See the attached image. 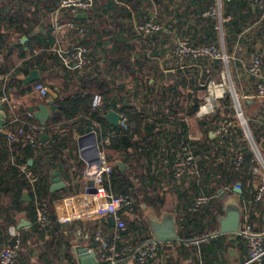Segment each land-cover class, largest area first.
Listing matches in <instances>:
<instances>
[{"label": "crops", "instance_id": "1", "mask_svg": "<svg viewBox=\"0 0 264 264\" xmlns=\"http://www.w3.org/2000/svg\"><path fill=\"white\" fill-rule=\"evenodd\" d=\"M53 1L56 5L57 0ZM212 1L214 2V0H163L161 5H155L159 21L165 24L168 29L151 39H142L137 36L134 42L135 46H132L133 51H130L129 56L132 59L136 57L141 60V67L130 62L125 69L128 71L115 78L113 70L116 69L107 64L108 55L105 49L98 47L103 40L99 37L89 45L95 46L101 53L99 61H102V65L76 71L65 70L59 63L56 65L52 77L47 76L43 81L48 89V94L45 97H38L31 94V91L20 97L15 96L13 90L6 92L7 75H0V96L5 94L20 102L19 114L21 117L27 111L36 112L40 104L46 105L50 111V106L59 93L65 92L66 96L75 95L77 92L83 93L84 89L89 87V82L93 80H105L108 84L113 85L121 102L141 114L142 121L137 126V134L132 141L134 145L115 153L110 151L108 153L105 149L104 152L106 159H109L108 162L113 165L118 163L123 165L120 170L127 171L131 182L127 185V196L134 201L133 207L135 206L137 210L132 212V209L130 216L124 218L132 222L143 220V226L146 225L147 228L144 232L150 234L151 238L153 224L155 227L164 226L166 228L169 225L172 226L173 223L175 235L179 240L160 243L155 259L149 264H249L247 244L241 233L214 235L219 230V221L225 218L229 211L239 210L240 231L246 225H252L251 227L262 234L264 244V195L261 201L255 200L257 188L264 182V127L260 118L262 103L255 97L256 79L247 72L254 52L260 56L264 68V35H260L258 32L260 22L245 21L240 25V31L237 33L232 28L225 33L223 25V44H221L220 33L217 34L213 31L209 35L205 34L208 35L204 39L208 41L206 44H220L227 57L226 62L209 63L206 60H197L186 62L181 68H175L167 49H165L172 46L178 38L190 41V34L199 37L204 35L203 32H206L208 25L196 15V10L205 8ZM35 4L42 10V14L44 12L45 16L39 18L38 23L29 34V38L21 37L20 43L23 38H26L24 43H21L22 45L28 41L34 43L32 37L39 33H45V25L50 26L53 10L47 16L46 12L52 4L50 0H0V10L2 7L6 9L7 5H10L15 10L26 12L31 10ZM149 4H151L150 0H146L139 7L146 13L152 11L153 5L149 6ZM208 9L210 8L205 11ZM64 16L72 19L78 25L85 26L88 33L89 28L87 27L90 24L88 13H80L75 16L65 14ZM136 22L138 21L134 20L133 27ZM95 25L97 24L94 22L93 26ZM4 28L9 30L1 31ZM11 32L8 22L4 20V16L0 12V36L9 35ZM106 32L105 39L108 40L110 31L106 28L101 29L102 34ZM73 38L76 40L79 36L74 35ZM225 38L230 40L229 43H226ZM12 40L15 39L12 38ZM131 43L133 42L131 41ZM105 44H109V40ZM47 51L49 52V50ZM36 53L38 51L34 54ZM2 56L0 54V65L3 63ZM182 78L186 81L183 87L180 86ZM83 81H86V84L81 86ZM210 81L222 84L221 87L214 90L215 95L220 97L219 106L214 113L199 116L197 112L206 96L207 84ZM33 84L28 86L32 87ZM155 92L162 94L163 97L153 95L152 93ZM190 94L192 95L191 99H181V96L188 97ZM234 94L237 103L234 101ZM194 99L199 101L195 115L184 116L183 119L168 116L163 104L158 103L166 101L175 104L179 101L188 108ZM2 111L5 119L0 133L8 128H15L8 124L12 119L10 110L3 107ZM238 111L241 112L247 126L239 124L230 136L220 140L214 135L217 122L223 118L236 119ZM83 118L90 121L91 125L84 127L82 132L76 127L79 126L77 122L81 120V117L58 125L61 128L68 126L63 128L64 132L61 136L66 138L65 143L61 145L63 146V149L60 150L61 157L56 159L55 168L49 174L45 166L51 163L55 156L50 147L45 148L41 157L37 154L34 158V161L40 162L38 164L39 171L47 177L49 192L55 173L65 184V188L50 192L56 194V198L51 202V209L57 226L50 228L49 234L43 240L37 239L36 235H31L33 242L26 243L23 255L15 264H69L67 259L69 251L73 263L78 264L76 250L79 248H88L96 253L99 264H107L101 259L95 234L98 231L105 232L111 242L114 224H111L109 217L93 212L101 206L102 202L99 199L96 200L93 195L94 191H86L91 188L89 185V182L92 181L90 176L97 166V160L94 158L96 137L87 138L80 143H78V139L86 135L88 127L96 132L97 139L101 136L112 138L113 134L104 132L103 126L89 117L84 116ZM105 121L107 120L105 119ZM73 122L77 124L71 127L70 124ZM45 127L46 125L44 129ZM130 127L134 129L135 124L131 122ZM44 129L39 133L40 144L49 143L51 135H53V132L44 133ZM41 133L46 135L45 143L40 142ZM67 133L70 135L67 136ZM183 143L190 145V150L198 161V170L193 174L176 179L174 164L183 156ZM64 145L67 146L66 149ZM254 149L260 155L262 162L258 160ZM249 153H252V159H249ZM17 155L12 153L9 164H12L13 161L16 162L15 156ZM238 155L243 157V168L241 167L240 172L241 180L234 182L235 170L231 161ZM32 163L33 160H28L29 166ZM235 184L241 185L244 194L241 189L240 193L236 192L233 187ZM104 188L110 191L106 184H104ZM24 193L28 195L27 192H23L21 200L28 202L23 200ZM201 197L206 198L205 203L193 211L191 208L194 201ZM14 218L16 223L14 226L8 227L6 243L2 244L0 249L9 245L8 231L20 236L22 232L27 233L32 225L24 212L15 214ZM213 219L216 221L214 222ZM22 222H28L29 225L19 227ZM108 223L111 228H108ZM136 234L131 232L129 239L119 240V243L126 244L132 240L131 238H138L139 235ZM182 235H189L193 238L183 240L180 237ZM132 248L133 246L127 245L119 251L116 245L120 259L122 256L126 257L127 251ZM122 263L137 264L134 260H125Z\"/></svg>", "mask_w": 264, "mask_h": 264}, {"label": "trees", "instance_id": "2", "mask_svg": "<svg viewBox=\"0 0 264 264\" xmlns=\"http://www.w3.org/2000/svg\"><path fill=\"white\" fill-rule=\"evenodd\" d=\"M50 2L52 4L50 7L51 9L49 8L48 12H46V16L51 10L55 8V2L53 0H50ZM145 2L146 0H97L96 7L92 11L88 12V15H90V24H88L87 28L89 29L82 41L86 45H89V43L95 41L98 37L103 39L102 43H100L98 47L105 49L108 55L107 64L110 67L114 66L116 69L113 70L115 74L114 78L120 74L126 73L128 70L125 69L129 66L130 62L135 63L137 67H141L142 65L141 60H138L136 57L132 59L129 56V53L130 51H133L132 46H135L134 42L137 39L133 22L134 20L139 21L141 19V16L144 12L139 6ZM154 2L157 6L161 5L163 0H154ZM213 5L214 2L212 1L207 6H205V8L196 10V15H198V17L203 20V22H206L208 26L206 32H203L204 35L200 37L190 34L189 40L193 44L208 43V41L204 39L210 33H213L214 22L211 20L202 19L201 15L205 9L211 8ZM7 6L8 7H6V9H3L2 7L0 12L4 16V20L8 22V26L11 28L12 32L9 35H3V37L0 36V54L3 55V63L0 65V75H7L5 85L6 92L13 90L15 92V96L20 97L30 93L31 91V86L22 85V79L27 76L29 71L36 69L40 73L41 78L35 83H43L45 77H52V73L55 71L56 65H58L59 62H57V60H55L54 57L47 51L53 45L51 27L49 25H45L46 28L44 34L39 33L32 37V39L35 41L34 43L31 41H28L24 45L20 43L21 37L26 36L29 38V34L38 23L39 18L45 16L44 12L42 14V10L39 9V6L35 4L31 10L26 12L15 10L10 5ZM149 6H151V4H149ZM223 13L225 16H231L230 21L224 24L225 33L230 31L231 28L233 31H236L235 33L239 32L240 25L245 21H250V23L259 21L260 27L258 32L260 35H264V12L255 10L252 7L251 0H229L223 5ZM94 22L97 25L93 26ZM102 28L108 29L111 33L109 36L110 39H108L109 44H105L108 41L107 38L105 39L107 32L102 34ZM7 30L9 29H1V31L5 32H7ZM205 34L208 35L206 36ZM12 38L15 40H12ZM225 40L226 43H229L230 41L226 38ZM131 41L133 43H131ZM108 47H110V50H108ZM24 48H26V50H24ZM36 51H38V53L34 54ZM17 63H19L18 66ZM185 83V79L182 78L180 81V86L183 87ZM85 84L86 81L81 82V86ZM63 93L65 94V92H62V94ZM97 93L102 95L103 104L101 108L93 110L91 109L90 102L93 95ZM62 94L59 93L58 96L54 98L53 103L50 106L51 117L44 129V133L46 134L48 132H53V135H51V141L46 144H39L38 150H34L22 142L15 141L8 143L6 137L0 133V246L6 243L8 227L14 226L16 223L14 218L15 214L24 212L26 218L32 223L28 229V232H22L19 236L21 240V246L15 263L23 255L26 243H28V241L33 242V240H31V235H36L38 236L37 239L43 240L44 237L49 234V229L57 226L51 209V202L56 198V194L49 192L47 177L39 171L38 164H40V162L34 161V158L37 156V154L39 157H41V153H44L45 148L49 146L54 152L55 156L53 161L45 166L47 173L49 174L50 171L55 168L54 162L57 158L61 157L60 150L63 149V146L61 145L65 143L66 137H61L63 136L62 134L64 132L63 128L68 127L62 126L61 128L58 125L81 117V120L77 122L78 124L73 122L70 124V126L73 127L77 124L79 126L76 127H78V129L82 132L84 127L91 125L90 121L83 118L84 116H87L89 119L94 120L102 125L104 132H110L113 134L110 144L105 147V150L108 151V153L109 151L111 153H115L118 150H126L127 148L134 145L132 141L137 134V126L142 121L141 114L137 113L132 108L125 106L121 102L119 95L113 85L108 84L105 80H93L89 82V87L84 89L83 93L77 92L75 95L68 96H66V94ZM152 94L163 97V95L159 94L158 92ZM184 98L191 99L192 95L190 94L188 97L181 96V99ZM158 103L163 104L164 110L168 116H173L174 118L180 117L183 119L184 116L192 117L195 115V112L198 109L199 101L194 99L188 108L184 107L183 104H181L182 102L179 101H177L175 104L167 103L166 101H161ZM109 111H114L122 116L127 117V130H124L120 127H113L107 121H105L104 115ZM27 112L24 113L23 117ZM167 120L170 121V119ZM131 122L135 124L134 129L130 127ZM70 133H67V136L70 135ZM64 148L66 149L67 146L64 145ZM12 153L15 155L18 154L15 156L16 163H28V160H33L32 165L29 167L38 174V182L33 187L27 182L25 176L17 169L16 166L9 164V159ZM108 157L110 158L109 155ZM249 159H252V153H249ZM122 161L124 162V160ZM240 172L241 169L234 172V182L241 180ZM130 183L131 182L129 180L127 171H121L117 165H114L112 174L105 182L107 189L109 188L112 193L125 195L128 194L127 185ZM240 189L242 190L241 185ZM23 192L28 193L31 199L30 201L23 202L21 200ZM242 193L244 194L243 190ZM43 203L46 205L52 223L51 227L48 228H41L35 222L36 204ZM132 209V212L137 210L135 206ZM124 220L127 224V228L124 232L120 233V240L123 241L129 239L131 232H135L139 236L135 239L131 238L132 240L126 244H120L118 240L116 245L119 251L127 245L139 246L142 242L151 238L150 234H146L144 232L147 230V228L145 227V222V226H143V220L139 219V221L136 220L135 222H132L127 218H124ZM213 221L215 222L216 219H213ZM251 224L252 223L250 221V225ZM107 226L108 228H111L110 223H108ZM214 228L215 226L213 229ZM251 228L254 232L259 233L253 227ZM180 237L183 240H189L193 238L189 235H182ZM244 241H246L247 244L246 238H244ZM67 259L69 264H74L70 251L68 252ZM121 259L124 260L126 257L122 256Z\"/></svg>", "mask_w": 264, "mask_h": 264}, {"label": "built area", "instance_id": "3", "mask_svg": "<svg viewBox=\"0 0 264 264\" xmlns=\"http://www.w3.org/2000/svg\"><path fill=\"white\" fill-rule=\"evenodd\" d=\"M229 0H214V5L210 9L204 11L201 18L204 20L214 21V31L221 34V44H223V25L230 21V16L223 15V5ZM153 5L152 11H147L141 17V20L134 24V31L139 38L151 39L160 35L168 29L165 24L159 21L154 0H150ZM97 0H57L55 8L51 12V36L53 45L49 48V52L60 63L65 70L81 71L85 68L96 67L102 65L101 53L92 45H86L82 40L86 36L87 30L85 26L78 25L72 19L65 17V14L75 16L80 13H88L96 7ZM252 7L260 12H264V0H251ZM79 36L74 40L73 36ZM172 65L175 68H181L186 62L206 60L209 63L217 61H227V57L223 52L220 44H193L192 42L178 38L169 48ZM248 74L256 79L255 97L262 103L260 111L261 123L264 127V68L258 53L254 52L251 56L250 63L247 67ZM222 84L209 82L206 88V96L203 103L198 109L197 115L205 116L214 113L218 109V101L220 97L215 95V89L221 87ZM31 94L38 97H45L48 89L43 83H34L31 87ZM234 101L237 103L235 94ZM103 104L102 95L94 94L91 100V109L97 110ZM3 107H7L12 119L8 123L15 126L14 129H7L2 134L6 137L8 143L22 142L30 146L34 150L39 148V133L44 129L34 118V113L27 112L24 117L19 114L21 107L13 97L5 94L0 96V111ZM241 124L247 126L240 111L237 112V118H223L217 122L214 128V135L220 140L230 136L234 130ZM120 128L127 130L128 119L121 116L119 120ZM95 145L97 148L96 160L97 166L90 176L92 179L91 188L94 189V197L101 200L100 207L93 212L109 217L114 224V233L110 242L105 232H96L95 240L98 243L101 259L107 264H121L125 260H134L137 264H149L155 259L160 243L152 240H145L139 246H133L127 251V258L122 260L116 249V242L120 240V233L124 232L127 224L124 217L130 216L134 201L125 194H114L104 188L106 180L113 172L114 165L108 162L104 149L110 144V136H101L97 139L96 132ZM253 149V148H252ZM254 151L257 153L256 149ZM182 158L174 164V177L180 179L185 175L193 174L198 170V161L188 143L182 144ZM260 162L261 157L257 153ZM25 176L27 182L33 187L38 182V174L30 169L28 163H12ZM243 164V157L238 155L231 161V165L235 171H239ZM264 176V174H263ZM234 189L240 190V185L235 184ZM264 195V182L257 188L255 200L261 201ZM206 198L201 197L194 201L192 210L196 211ZM35 222L41 228L51 227V219L47 211L46 205L36 204ZM241 235L247 239L248 263L263 264L264 263V244L263 236L252 230L251 226L246 225L241 231ZM9 245L0 249V264H14L20 252L21 240L18 234L8 231ZM91 251V250H90Z\"/></svg>", "mask_w": 264, "mask_h": 264}, {"label": "water", "instance_id": "4", "mask_svg": "<svg viewBox=\"0 0 264 264\" xmlns=\"http://www.w3.org/2000/svg\"><path fill=\"white\" fill-rule=\"evenodd\" d=\"M26 38H23L21 43H24ZM40 79V74L38 73L37 70H31L29 71L28 75L22 79V84L24 86L31 85ZM49 104H51V101H49ZM34 118L39 122L40 126L44 127L47 123V121L50 119L51 114L46 105L40 104L38 105L37 111L34 112ZM120 114L110 111L108 112L104 118L112 125L113 127H118L119 126V120H120ZM4 119L5 115L3 111H0V130L1 127L4 124ZM94 133L92 131V128L88 127L86 129V135L82 136L78 139V143L81 141L87 139V138H93ZM46 135L44 133L40 134V142L45 143L46 142ZM96 152L97 148L94 143V158L96 159ZM117 166L122 169L123 165L118 163ZM89 185H92V181L89 182ZM63 188H65V184L61 182L59 176L57 173L54 174V179H53V184L50 187V192H56L60 191ZM87 192H93L94 189H87ZM237 193H240V190H236ZM23 200L29 201V197L26 193L23 194ZM239 210L236 212H227L226 217L221 219L219 221L220 227L219 230L214 233V235H220V234H227V233H240L239 229ZM111 224H113V221L110 219ZM26 225H29V223H21L19 227H24ZM153 224V229H152V240L162 243V242H171V241H178L179 239L175 235L173 223L172 226L169 225L168 227L164 226H154ZM77 253V258H78V264H99V260L96 256V253L93 251H90L88 248H79L76 250Z\"/></svg>", "mask_w": 264, "mask_h": 264}]
</instances>
